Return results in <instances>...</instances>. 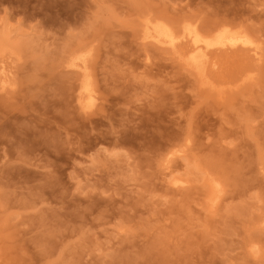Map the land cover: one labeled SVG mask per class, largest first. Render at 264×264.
<instances>
[{
  "label": "rangeland",
  "instance_id": "374dc122",
  "mask_svg": "<svg viewBox=\"0 0 264 264\" xmlns=\"http://www.w3.org/2000/svg\"><path fill=\"white\" fill-rule=\"evenodd\" d=\"M0 71V264H264V0H0Z\"/></svg>",
  "mask_w": 264,
  "mask_h": 264
},
{
  "label": "bare ground",
  "instance_id": "6f19581e",
  "mask_svg": "<svg viewBox=\"0 0 264 264\" xmlns=\"http://www.w3.org/2000/svg\"><path fill=\"white\" fill-rule=\"evenodd\" d=\"M145 38L173 50H183V46L186 44L187 48L183 51L184 57L190 65L199 71L203 70L207 57L213 50L224 52L242 50L254 55H258L260 51V47L250 36L227 28L219 30L214 36L206 37L192 28H185L181 34H176L165 25L155 23L148 28ZM77 60L85 64L81 57H78ZM8 83V75L6 72L0 71V88H5ZM81 97L85 99L87 107L96 103L95 95L88 83L82 86ZM178 183L181 182L176 180L175 184Z\"/></svg>",
  "mask_w": 264,
  "mask_h": 264
}]
</instances>
